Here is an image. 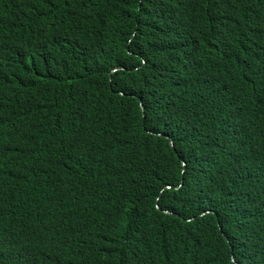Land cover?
Wrapping results in <instances>:
<instances>
[{
	"label": "trees",
	"instance_id": "trees-1",
	"mask_svg": "<svg viewBox=\"0 0 264 264\" xmlns=\"http://www.w3.org/2000/svg\"><path fill=\"white\" fill-rule=\"evenodd\" d=\"M0 70V264H264V0H0Z\"/></svg>",
	"mask_w": 264,
	"mask_h": 264
},
{
	"label": "clouds",
	"instance_id": "clouds-1",
	"mask_svg": "<svg viewBox=\"0 0 264 264\" xmlns=\"http://www.w3.org/2000/svg\"><path fill=\"white\" fill-rule=\"evenodd\" d=\"M36 63H28V66H33ZM37 71V70H36ZM4 72L0 70V76ZM5 80L0 77V85L4 84ZM3 105V92L0 89V129L5 125L7 121V113L2 107ZM4 136L0 134V141L3 140ZM173 146V142L171 143ZM30 180L40 179V171L34 170L28 175ZM170 187V186H168ZM68 220V224H75L78 220ZM69 231L64 228H58L46 238L41 233L42 242L30 241L28 242L20 256L7 260L3 264H71L73 260V246L68 239Z\"/></svg>",
	"mask_w": 264,
	"mask_h": 264
}]
</instances>
